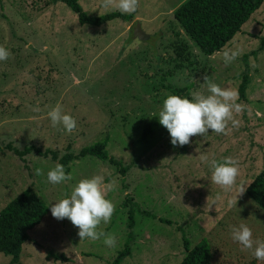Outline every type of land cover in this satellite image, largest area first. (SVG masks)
Instances as JSON below:
<instances>
[{"label": "rangeland", "instance_id": "1", "mask_svg": "<svg viewBox=\"0 0 264 264\" xmlns=\"http://www.w3.org/2000/svg\"><path fill=\"white\" fill-rule=\"evenodd\" d=\"M185 1L139 0L132 21L116 18L94 26L82 24L61 0H0V46L11 53L0 61V145H35L63 156L106 139L109 156L72 161L65 169L72 179L53 185L47 173L59 162L35 153L23 161L13 151L0 152V211L29 187L48 208L29 231L17 264H114L121 252L120 264H180L185 242L193 247L203 240L213 264H264L232 239V227L246 224L254 240L264 241V209L247 193L264 169V3L226 46L241 54L225 64L224 49L203 53L177 22L175 9ZM79 2L89 15L119 11L103 8V0ZM137 20L148 38L131 35ZM206 75L238 93L239 127L230 124L227 135L209 130L173 146L158 119L165 94L191 99ZM58 102L77 121L71 134L53 127L47 116ZM148 123L153 133L140 141ZM200 153L239 161L230 191L211 183L212 169ZM110 159L132 165L122 173ZM94 175L104 177L106 198L115 204L110 223L97 229L115 235L113 247L104 237L81 240L68 218L51 213L55 201ZM241 187L245 191L238 195ZM11 260L0 253V264Z\"/></svg>", "mask_w": 264, "mask_h": 264}, {"label": "clouds", "instance_id": "2", "mask_svg": "<svg viewBox=\"0 0 264 264\" xmlns=\"http://www.w3.org/2000/svg\"><path fill=\"white\" fill-rule=\"evenodd\" d=\"M102 7L131 14L137 11L139 0H103ZM240 54L241 50L238 48L233 50L225 47L223 60L225 64H230ZM10 55L9 50L0 46V61L7 60ZM200 87L202 90L191 93V99L178 94H165L166 98L163 100L158 119L168 130L173 146L187 145L191 142V137L206 136L209 130L216 134L227 135L231 131L230 124L232 128L239 127L240 121L236 119V115L242 111V106L237 103L238 93L230 88L221 87L207 75ZM205 88L206 92L203 90ZM47 116L53 127L62 126V130H66L68 134H71L77 126L76 119L71 114L65 113L59 102L47 113ZM199 158L208 163L212 169L211 183L220 186L225 192L235 186L240 172L237 159L229 156L223 158L222 162L215 158L210 160L206 153H200ZM35 171L38 176L43 174L39 168ZM71 179V174L66 173L64 165L60 163H56L47 173V180L53 185ZM244 191L245 188L241 187L238 195ZM228 203L231 206L233 203L237 204V200H229ZM114 212L115 204L106 198L102 175L81 179L70 196L58 199L51 206L54 218L58 220L68 218L79 229L78 235L81 240L96 241L104 237L103 242L109 247L115 246V235L97 229L101 223H110ZM232 239L242 245V250L251 249L257 260L264 261V241L254 240L253 231L248 225L240 224L238 227H232Z\"/></svg>", "mask_w": 264, "mask_h": 264}, {"label": "trees", "instance_id": "3", "mask_svg": "<svg viewBox=\"0 0 264 264\" xmlns=\"http://www.w3.org/2000/svg\"><path fill=\"white\" fill-rule=\"evenodd\" d=\"M61 1L78 14L82 24L102 26L116 18L132 21L136 15V12L125 14L120 11L100 16L89 15L82 8L79 0ZM263 3L264 0H186L175 9V18L203 53L213 55L228 45ZM247 83V75H245L239 89L243 99L246 95ZM152 133V124H146L140 141H146ZM106 145L107 140L104 139L82 148L79 153L68 152L61 156L53 149L44 150L35 145L20 149L13 142H7L0 145V152L3 149L13 151L23 161L30 153H35L63 164L66 171H69L72 161L85 156L93 155L104 161L108 160ZM110 160L119 166L122 173H125L132 165L125 166L116 159ZM247 193L264 209V169L247 188ZM47 211L45 201L32 187L25 189L17 198L8 203L0 211V253L11 256V262L17 264L23 245L29 240V231L42 221ZM185 243L186 254L180 264H213L212 250L206 240L193 247L189 246L188 241ZM123 257V252H121L114 264H120Z\"/></svg>", "mask_w": 264, "mask_h": 264}, {"label": "water", "instance_id": "4", "mask_svg": "<svg viewBox=\"0 0 264 264\" xmlns=\"http://www.w3.org/2000/svg\"><path fill=\"white\" fill-rule=\"evenodd\" d=\"M131 35L141 40L149 37L142 29V24L138 20L132 24Z\"/></svg>", "mask_w": 264, "mask_h": 264}]
</instances>
